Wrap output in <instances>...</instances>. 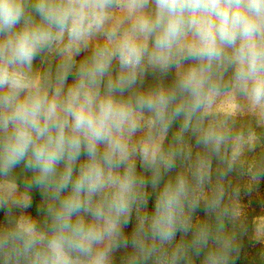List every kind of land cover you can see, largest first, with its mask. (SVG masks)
Wrapping results in <instances>:
<instances>
[{
  "label": "clouds",
  "instance_id": "clouds-1",
  "mask_svg": "<svg viewBox=\"0 0 264 264\" xmlns=\"http://www.w3.org/2000/svg\"><path fill=\"white\" fill-rule=\"evenodd\" d=\"M0 214V264H264V0H0Z\"/></svg>",
  "mask_w": 264,
  "mask_h": 264
},
{
  "label": "trees",
  "instance_id": "trees-1",
  "mask_svg": "<svg viewBox=\"0 0 264 264\" xmlns=\"http://www.w3.org/2000/svg\"><path fill=\"white\" fill-rule=\"evenodd\" d=\"M149 207H151V201H150V204H149ZM253 207L257 210H259V204L258 202L256 201H253ZM33 212H35V207L31 210ZM199 215H203V211L201 210L199 213ZM0 217H2V214H0ZM251 251V250H250ZM122 253H117V258H119V256L121 255ZM241 264H246V258H242L241 260Z\"/></svg>",
  "mask_w": 264,
  "mask_h": 264
}]
</instances>
